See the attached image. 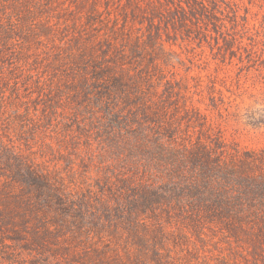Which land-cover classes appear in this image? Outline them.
Masks as SVG:
<instances>
[{"label":"rangeland","instance_id":"374dc122","mask_svg":"<svg viewBox=\"0 0 264 264\" xmlns=\"http://www.w3.org/2000/svg\"><path fill=\"white\" fill-rule=\"evenodd\" d=\"M137 120L263 150L264 0H0V264H264L220 224L101 215ZM66 190L90 211L59 210Z\"/></svg>","mask_w":264,"mask_h":264},{"label":"trees","instance_id":"16d2710c","mask_svg":"<svg viewBox=\"0 0 264 264\" xmlns=\"http://www.w3.org/2000/svg\"><path fill=\"white\" fill-rule=\"evenodd\" d=\"M107 113L116 115L109 107ZM122 120L127 119L112 122L116 129H125ZM129 124L135 153L128 174L105 179L111 197L98 198L105 219L124 226L128 234L145 227L146 221L162 228L175 219L192 227L220 224L236 238L239 233L264 238V149L238 156L227 152L219 139L211 140L212 146L201 141L186 144L171 126L156 130L147 120H137L125 127ZM43 185L49 190L48 182ZM66 192L69 196L58 200L59 210L90 211L89 202Z\"/></svg>","mask_w":264,"mask_h":264}]
</instances>
